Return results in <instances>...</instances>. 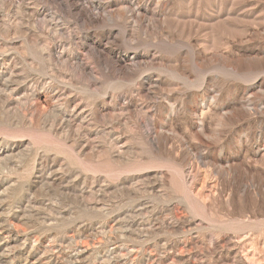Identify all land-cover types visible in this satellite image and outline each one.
Here are the masks:
<instances>
[{
  "label": "rangeland",
  "instance_id": "rangeland-1",
  "mask_svg": "<svg viewBox=\"0 0 264 264\" xmlns=\"http://www.w3.org/2000/svg\"><path fill=\"white\" fill-rule=\"evenodd\" d=\"M0 264H264V0H0Z\"/></svg>",
  "mask_w": 264,
  "mask_h": 264
}]
</instances>
